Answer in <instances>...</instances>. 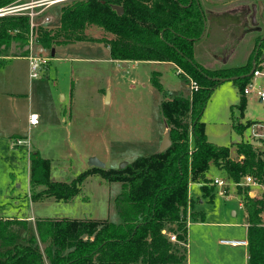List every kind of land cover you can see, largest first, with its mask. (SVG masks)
Wrapping results in <instances>:
<instances>
[{
	"label": "rangeland",
	"instance_id": "1",
	"mask_svg": "<svg viewBox=\"0 0 264 264\" xmlns=\"http://www.w3.org/2000/svg\"><path fill=\"white\" fill-rule=\"evenodd\" d=\"M16 1L12 4L21 3ZM64 3L51 5L36 22L50 16L51 26H55ZM203 6L206 11L207 6ZM261 10L244 24L235 23L228 15L221 20L205 14L203 35L194 43L197 62L221 66L222 58L226 59L223 66L243 65L252 55L255 37L256 41L264 39ZM87 37L95 40L59 46L53 57L49 50L33 45V51L42 49L48 57L49 68L36 79H29L25 60L0 67V130L5 131L0 132V216L21 212L34 215L37 220L41 216L75 219L78 212L108 217V210L115 211L113 195L118 191L99 172L90 181H83L77 198L80 204L73 197L68 202L59 200L61 203L56 206H42L38 198L47 194L38 192L45 186H30V155L35 152L48 160L49 179L51 176L64 183H72L84 173L91 157L104 163L105 170L118 169L122 162L128 165L138 157L158 153L167 130L160 113L163 93L185 97L192 94L190 80L184 73L180 76L181 71L172 64L116 63L110 60L108 48L101 42L112 35L94 27ZM261 61L258 59L256 66L263 75L253 82L264 89ZM153 75L158 76L162 91L152 84ZM245 99L246 108L241 114L237 108L239 92L231 81L213 90L201 119L208 141L225 146L247 141L253 148L264 150V104L254 95ZM29 112L38 116L37 126L28 128ZM232 116L245 125L242 135L232 130ZM17 139L28 141V153L24 148L14 150ZM215 178L224 182L226 196H221L217 187L211 188L209 194L203 191L202 186ZM245 187L241 186L243 191ZM259 187H250V195L251 189H257L263 199L264 185ZM189 196V264H248L244 254L248 247L234 248L222 243L247 241L245 212L240 207L237 185L225 172L210 166L205 180L190 184ZM29 231L35 237L33 227Z\"/></svg>",
	"mask_w": 264,
	"mask_h": 264
},
{
	"label": "trees",
	"instance_id": "2",
	"mask_svg": "<svg viewBox=\"0 0 264 264\" xmlns=\"http://www.w3.org/2000/svg\"><path fill=\"white\" fill-rule=\"evenodd\" d=\"M14 1L0 0V8ZM114 7L121 8L122 14ZM204 24L195 0H66L55 26H35L34 45L50 52L62 45L94 41L85 31L99 28L112 35L101 41L111 60L170 62L198 89L187 97L163 93L160 113L171 146L162 153L138 157L122 170L91 168L72 183L52 182L49 161L38 153L30 155V186H45L44 193L56 200L72 199L87 176L99 172L118 187L113 198L117 216L113 220L38 219L37 239L26 243L18 242L14 226L19 221L0 219V264H187L189 184L204 180L213 165L236 185L246 176L264 185V150L241 141L233 144L236 158H232L229 147L208 141L201 121L220 79L233 78L239 92L237 108L244 113L243 89L263 55L264 39L254 43L243 65L208 68L194 54ZM29 34L27 15L0 17V67L28 56ZM152 84L162 91L157 75ZM231 128L242 135L245 125L232 116ZM202 188L209 194L206 185ZM237 192L246 212L248 264H264V199L251 197L250 187L243 191L237 186Z\"/></svg>",
	"mask_w": 264,
	"mask_h": 264
},
{
	"label": "built area",
	"instance_id": "3",
	"mask_svg": "<svg viewBox=\"0 0 264 264\" xmlns=\"http://www.w3.org/2000/svg\"><path fill=\"white\" fill-rule=\"evenodd\" d=\"M64 1L66 0H28V2L26 3L9 5L6 8L0 9V17L7 15H27L29 18V27H30L29 54L26 57V59L28 63V76L30 80L38 78L42 74L44 68L48 63V57L44 55L42 49H37L33 51V45H34L33 29L38 24L40 25L50 24L52 18L50 16H43L41 18L40 23L36 22V20L38 17L43 15L45 10L49 8L51 5ZM262 75L263 73L259 69L253 71L251 75V79L243 89V95L245 97L249 95H254L259 99L261 103L264 104V89L257 88L253 82L255 78H258ZM190 83H191L190 86L191 91L192 92L197 91L198 86L196 85V83L191 80ZM28 123L30 127L36 126L38 124V116L36 114L30 113L28 117ZM26 139L25 140L17 139L14 143V148L15 149L24 148V150L28 153L29 143ZM213 184L218 185L220 187L225 186L224 182L218 179H215L213 181ZM237 186L258 187L261 185H258V183L252 177L246 176L243 178V182L242 183L240 182L239 184H237ZM222 243L224 245H230L234 247L247 246V242H243V241H223Z\"/></svg>",
	"mask_w": 264,
	"mask_h": 264
},
{
	"label": "crops",
	"instance_id": "4",
	"mask_svg": "<svg viewBox=\"0 0 264 264\" xmlns=\"http://www.w3.org/2000/svg\"><path fill=\"white\" fill-rule=\"evenodd\" d=\"M16 2H21V4L22 3H26V2H28V0H17ZM217 2H219V3H221V4H228V2H230V0H217ZM60 3H62V2H60ZM14 4H17V3H14ZM14 4H11V5H14ZM18 4H20V3H18ZM206 4V3H205ZM206 6H207V8H206V11L204 10V6L202 7V9L205 11L204 12V16H205V18H206V15H208L210 18H213V19H216L212 14L214 13V11H213V9L209 6V5H207L206 4ZM48 9V8H47ZM47 9L45 10V11H47ZM206 14V15H205ZM212 21V20H211ZM93 28L94 27H89L86 31H85V34L86 35H88L89 34V32L90 31H92L93 30ZM94 38V37H93ZM108 39H110V38H108ZM256 42V37H255V41H254V43ZM106 46V45H105ZM254 46V45H253ZM107 47V46H106ZM108 48V47H107ZM55 51V50H54ZM195 48H194V54H195ZM108 54H109V51H108ZM25 60V61H27V59H26V57L25 58H13V59H11L10 61H8L7 63H6V65H12L13 64V62L15 61V62H17V60ZM111 60V59H110ZM225 60L226 59H223L222 60V58H219V61H220V65L221 66H214V65H216L215 64V62H210V63H207V64H203L205 67H208V68H215V67H226V66H223L226 62H225ZM113 61V60H112ZM113 62H116V63H134V64H136V63H141V62H125V61H113ZM149 63H167V64H172L175 68H176V70L179 72V71H181L177 66H175L173 63H170V62H149ZM226 65V64H225ZM47 71H49V68L48 67H45L44 68V70H43V73H42V75L44 76L45 75V73L47 72ZM182 71H181V73L179 74L180 76H182ZM29 114H30V112L27 114V117H26V122H27V125H28V128L30 127L29 126V123H28V117H29ZM38 123H39V118H38ZM38 125V124H37ZM36 125V126H37ZM32 127H34V126H32ZM1 129V128H0ZM0 132L1 133H5V131L4 130H0ZM10 138H12V136H10ZM209 142H211L210 140H209ZM211 143H213V142H211ZM213 144H215V143H213ZM235 144V143H234ZM215 145H217V146H224V147H229L230 148V152H231V157L233 158V155H232V149H234L235 150V147L233 146V144H231V146H225V145H220V144H215ZM15 149V148H14ZM35 153V152H34ZM211 166H213V165H211ZM215 167V166H214ZM216 168V167H215ZM218 169V168H217ZM89 170V167H87V169L84 171V172H86V171H88ZM220 170V169H219ZM221 172H223L222 170H220ZM95 177V173H90L88 176H87V178L85 179V181L84 182H87V181H90L91 179H93ZM215 179H218V178H215ZM215 179H213L212 181H210L209 183H208V187H210L209 189H213L214 190V188L215 187H217L218 189H219V194L221 195V196H226V194H227V190H226V188L225 187H220V186H218V185H215V184H213V181L215 180ZM205 180V179H204ZM218 180H221V179H218ZM50 181H52V182H61V183H64L63 181H60V180H58L57 178H52L51 176H50ZM83 182V183H84ZM194 182H200V181H194ZM83 183L79 186V192H78V194L75 196V202H78L79 204H80V201L77 199L78 197H79V195L81 194V186L83 185ZM192 183V182H191ZM190 183V184H191ZM68 184V183H67ZM190 184H189V187H190ZM100 186L102 185V183H100L99 184ZM114 186V185H113ZM115 188H116V191H118V187H117V185L116 186H114ZM252 188H260L259 186L258 187H252ZM44 189H45V187H43V189H38V192L39 191H41V190H43L44 191ZM37 190V189H36ZM254 190H256V191H254ZM209 193H211L212 192V190L211 191H208ZM251 195H252V197H259V195H258V193L257 192H259L257 189H251ZM114 194H115V192H114ZM250 195V196H251ZM264 197V196H263ZM113 198H114V195H113ZM189 198H190V196H189ZM239 198H240V196H239ZM261 198V197H260ZM77 199V200H76ZM264 199V198H263ZM191 200V199H190ZM240 200V207L241 208H243V210H244V212H245V209H244V206H243V203H242V201H241V199H239ZM70 201V200H69ZM84 202H85V200H83ZM38 202L42 205V206H47V207H51L52 205L53 206H56L57 204H59V203H61V201H59V200H56V199H52V198H49V197H47V195L46 196H42V198H38ZM52 202H54V203H52ZM68 202V201H67ZM63 203H66V202H63ZM50 205V206H49ZM111 206V205H110ZM20 214H18V215H16V216H0V219H10V220H16V221H19V227L17 226V231H18V242H21V243H26L29 239H32V236H31V234H30V227H33V229H34V233H35V237H33V238H36L37 239V234H36V228H35V222H36V220H37V218L34 216V215H26V214H24V215H21V212H19ZM188 213H189V215H188V231H189V220H190V218H191V213H192V200H191V204H190V206H189V210H188ZM106 216H108V217H101L100 216V214H95V216L93 217V216H87V214H83V215H81V214H78V212L76 213V216H75V219L74 220H77V219H79V220H81V221H84V220H113V219H116V213H115V211H114V213L113 212H110V210H108V212L106 213ZM264 213H263V215H262V219H263V222H264ZM110 217H112L111 219H110ZM41 219H45V218H47L46 216H41L40 217ZM57 218H59V217H54V216H52V217H50V218H48V219H57ZM245 219H246V212H245ZM245 226H246V231H247V221L245 222ZM243 242H247V241H243ZM37 244H38V246L40 247V248H42L43 246L40 244V242L37 240ZM231 247H234V246H231ZM244 247H247V246H235L234 248H244ZM189 240H188V252H187V264H189ZM244 254H245V258H246V261H247V263H248V250L247 251H245L244 252Z\"/></svg>",
	"mask_w": 264,
	"mask_h": 264
},
{
	"label": "flooded vegetation",
	"instance_id": "5",
	"mask_svg": "<svg viewBox=\"0 0 264 264\" xmlns=\"http://www.w3.org/2000/svg\"><path fill=\"white\" fill-rule=\"evenodd\" d=\"M199 5L201 13L204 16V10L202 9L203 5H209L214 13L212 14L216 19L224 18L227 15L230 18H233L235 23L244 24L251 18V16H255L257 12H259V8L256 7L253 10V7L256 5V1L253 0H230L228 4H221L217 2V0H195ZM228 1V0H227ZM206 3V4H205ZM264 13V1H263V9L261 10V15ZM264 15V14H263ZM264 18V16H263ZM233 21V22H234Z\"/></svg>",
	"mask_w": 264,
	"mask_h": 264
},
{
	"label": "water",
	"instance_id": "6",
	"mask_svg": "<svg viewBox=\"0 0 264 264\" xmlns=\"http://www.w3.org/2000/svg\"><path fill=\"white\" fill-rule=\"evenodd\" d=\"M253 1H256V5L253 7V10H255L256 7H258L259 10L263 9V1H264V0H253ZM114 9L117 11V13H118L119 15L122 14V9H121V8H119V7H114ZM202 35H203V34H202ZM202 35H201V36H202ZM262 39H263V38H262ZM50 55H51V57L54 56V50L51 51V54H50ZM260 60L264 61V55H261ZM252 63L255 64V60H253ZM253 71H254V66H253L251 72L249 73V76L252 75ZM232 80H233V78H230V79H220L219 82H220V83H223V82H226V81H231V82H232ZM107 102H108V95H107L106 100H105V103H107ZM170 146H171V141H170V138H169V131L166 130L165 135H164L163 142H162V144H161V147H160L158 153H162V152H164V151L167 150ZM126 165H127L126 162H122V163L120 164V166H119L118 169H119V170H122ZM87 166H88L89 168L105 169V164L102 163L101 161H99V160H98L97 158H95V157H91V158L88 159ZM251 196H252V195H251Z\"/></svg>",
	"mask_w": 264,
	"mask_h": 264
}]
</instances>
